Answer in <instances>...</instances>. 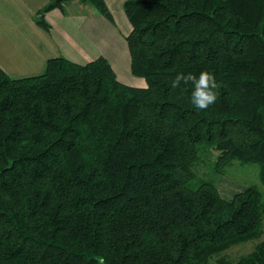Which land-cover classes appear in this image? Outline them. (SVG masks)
<instances>
[{
	"label": "trees",
	"instance_id": "1",
	"mask_svg": "<svg viewBox=\"0 0 264 264\" xmlns=\"http://www.w3.org/2000/svg\"><path fill=\"white\" fill-rule=\"evenodd\" d=\"M74 1L114 23L104 0H49L37 24ZM123 11L130 71L148 88L103 57L53 58L25 78L0 68V264H264V0ZM205 71L217 100L198 110L191 84L171 81ZM246 165L263 190L223 199L219 178Z\"/></svg>",
	"mask_w": 264,
	"mask_h": 264
},
{
	"label": "crops",
	"instance_id": "2",
	"mask_svg": "<svg viewBox=\"0 0 264 264\" xmlns=\"http://www.w3.org/2000/svg\"><path fill=\"white\" fill-rule=\"evenodd\" d=\"M104 1L113 24L91 6L74 1L45 14L47 30L36 19L49 0H0V68L10 77L25 78L40 75L53 58L64 57L82 65L103 57L117 78L130 85L127 81L131 79L124 80L130 78V57L124 39L131 31L123 11L127 0ZM131 83L141 85L137 79ZM226 181L229 180L222 177L217 182L223 199L230 200L247 188L236 190L227 187Z\"/></svg>",
	"mask_w": 264,
	"mask_h": 264
},
{
	"label": "rangeland",
	"instance_id": "3",
	"mask_svg": "<svg viewBox=\"0 0 264 264\" xmlns=\"http://www.w3.org/2000/svg\"><path fill=\"white\" fill-rule=\"evenodd\" d=\"M126 29H127V27H126ZM122 30L124 31L123 27L121 26V31ZM124 36H123V38H124ZM125 43H126V41H125ZM126 46H127V44H126ZM130 79H131V81H127V82L131 86H133L132 83H131L132 80H135V79L140 80L141 81V85H144V83H145L142 78H139L137 76H133L131 74V71H130V78L129 79L127 78V79H124V80H130ZM141 85H138V86H141ZM197 170L198 171H202V172L205 173V172H207L208 169H206L203 166L199 165ZM227 176L228 177H224V178H226V180L228 179L230 181V182L226 181L227 182V187L230 185V186H233L234 189L240 190L242 188H246V187H249V186H252V185H257L258 187H260V189L263 190V188L260 185L259 179H258V168L255 165L241 166L240 169H238V171L229 170ZM244 190L245 189H243V191ZM236 194L237 193H235L234 196ZM234 196H232V198ZM253 244L254 243L250 242V243H246V244H242V245L240 244V245L234 246V247L230 248L229 250H227L226 252H224L222 255L225 258H228L230 260L240 259L241 257L246 256L248 253L251 252V250L253 248Z\"/></svg>",
	"mask_w": 264,
	"mask_h": 264
},
{
	"label": "clouds",
	"instance_id": "4",
	"mask_svg": "<svg viewBox=\"0 0 264 264\" xmlns=\"http://www.w3.org/2000/svg\"><path fill=\"white\" fill-rule=\"evenodd\" d=\"M182 83L191 84L190 102L196 109L206 110L216 102L218 85L213 74L206 71L201 72L198 76L191 73H180L171 81V87L177 89L181 87ZM148 87L147 83H145V88ZM100 264H103L102 259Z\"/></svg>",
	"mask_w": 264,
	"mask_h": 264
}]
</instances>
